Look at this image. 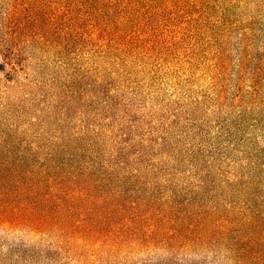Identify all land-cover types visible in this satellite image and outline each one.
Segmentation results:
<instances>
[{"label":"rangeland","instance_id":"374dc122","mask_svg":"<svg viewBox=\"0 0 264 264\" xmlns=\"http://www.w3.org/2000/svg\"><path fill=\"white\" fill-rule=\"evenodd\" d=\"M9 15L27 35L0 69V264H264V0Z\"/></svg>","mask_w":264,"mask_h":264},{"label":"trees","instance_id":"16d2710c","mask_svg":"<svg viewBox=\"0 0 264 264\" xmlns=\"http://www.w3.org/2000/svg\"><path fill=\"white\" fill-rule=\"evenodd\" d=\"M25 35L27 29L13 15L0 18V69L4 71L8 67V71L5 72L7 76H11V70H16V66L20 64L18 62L23 60L21 48ZM63 89L65 92H59L61 94L59 100L65 104H63L65 110L75 107L74 97L81 98L82 90L78 91L77 85L72 80L64 82Z\"/></svg>","mask_w":264,"mask_h":264}]
</instances>
